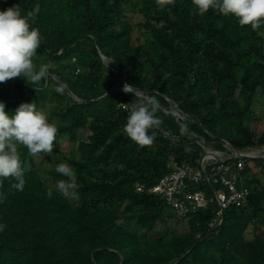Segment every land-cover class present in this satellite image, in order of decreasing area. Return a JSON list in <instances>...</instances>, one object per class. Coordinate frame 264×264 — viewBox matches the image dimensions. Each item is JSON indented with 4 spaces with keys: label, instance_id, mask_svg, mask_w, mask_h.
Returning a JSON list of instances; mask_svg holds the SVG:
<instances>
[{
    "label": "trees",
    "instance_id": "obj_1",
    "mask_svg": "<svg viewBox=\"0 0 264 264\" xmlns=\"http://www.w3.org/2000/svg\"><path fill=\"white\" fill-rule=\"evenodd\" d=\"M16 5L42 34L37 68H51L37 83H0V101L9 114L35 102L57 141L32 168L19 146L25 187L11 189L10 179L0 185V264H264V169L251 166L264 168V160L228 161L245 162L239 187L250 194L217 227L214 203L180 216L152 191L173 162L200 167L205 147L264 148V118L255 108L264 95V26H240L212 10L201 16L192 0H176L170 10L156 0H0V10ZM126 83L137 96L123 91ZM140 92L156 95L162 121L143 147L123 131ZM171 105L184 121L166 113ZM64 140L68 152L59 149ZM57 163L76 170L78 198L57 192ZM196 190L211 198L213 186Z\"/></svg>",
    "mask_w": 264,
    "mask_h": 264
},
{
    "label": "clouds",
    "instance_id": "obj_2",
    "mask_svg": "<svg viewBox=\"0 0 264 264\" xmlns=\"http://www.w3.org/2000/svg\"><path fill=\"white\" fill-rule=\"evenodd\" d=\"M176 0H156L157 6L169 8ZM194 10L201 16L209 10L231 17L240 26L249 25L253 30L264 26V0H192ZM31 13L22 14L19 5L0 10V83L20 77L25 82H40L49 75L50 64H35L36 50L42 44V34L34 27ZM65 89L57 87L55 92L63 94ZM125 93H134V85L126 83ZM128 116L124 133L139 146H150L154 142L155 131L162 121L157 115L159 100L156 95L140 96L128 104ZM6 104L0 101V185L10 179L13 190L22 191L25 187V168L19 146H24L35 157L39 153L50 154L54 141H57V128L49 121L46 113L37 108V104L22 103L9 114ZM54 172L62 179L56 183V190L66 198H78L76 170L69 164L57 163ZM70 189L72 191H70ZM6 194L0 191V203ZM6 224L0 223V232Z\"/></svg>",
    "mask_w": 264,
    "mask_h": 264
},
{
    "label": "built area",
    "instance_id": "obj_3",
    "mask_svg": "<svg viewBox=\"0 0 264 264\" xmlns=\"http://www.w3.org/2000/svg\"><path fill=\"white\" fill-rule=\"evenodd\" d=\"M120 105L126 108L125 104ZM165 111L173 114L179 121L186 119L176 105H171V109H165ZM257 150L225 152L205 147L200 167L173 162L172 171L162 178L152 191L162 194L180 216L209 208L210 204L214 203L216 215L211 226L217 227L223 222L225 210L230 206L245 205L250 194L246 187H239L240 173L245 167V162L228 163V161L234 158L260 159L264 157V152L261 149ZM202 184L213 186L211 198L203 190H196V186ZM139 190L141 191L142 188L139 187Z\"/></svg>",
    "mask_w": 264,
    "mask_h": 264
},
{
    "label": "rangeland",
    "instance_id": "obj_4",
    "mask_svg": "<svg viewBox=\"0 0 264 264\" xmlns=\"http://www.w3.org/2000/svg\"><path fill=\"white\" fill-rule=\"evenodd\" d=\"M255 108H256V111L258 113V116L263 119L264 118V95L263 96L259 95L258 103L256 104ZM259 131H262V128H259ZM59 149L68 152L71 149L69 142L67 140L62 141L60 143V145H59ZM54 150H55V148H53V151ZM261 150L264 152V148H261ZM255 151H258V150L255 149ZM263 155H264V153H263ZM42 157H43V154H41V153L37 154L35 157H33L31 155L30 156V161L31 162L29 163L28 167L32 168V167L36 166L42 160ZM262 158H264V157H262ZM251 166L255 167V170L256 171H260V173H262V171L264 169L263 166L257 167L256 166V162L253 161V160L251 162ZM47 183L50 184V185L55 186L54 182L52 181V179H48ZM179 229L184 231L185 227L184 226H180ZM254 234H255V231L253 230V226H251L249 228V230L247 231V233H246L247 239H252L254 237Z\"/></svg>",
    "mask_w": 264,
    "mask_h": 264
},
{
    "label": "water",
    "instance_id": "obj_5",
    "mask_svg": "<svg viewBox=\"0 0 264 264\" xmlns=\"http://www.w3.org/2000/svg\"><path fill=\"white\" fill-rule=\"evenodd\" d=\"M260 160H264V158H260Z\"/></svg>",
    "mask_w": 264,
    "mask_h": 264
}]
</instances>
